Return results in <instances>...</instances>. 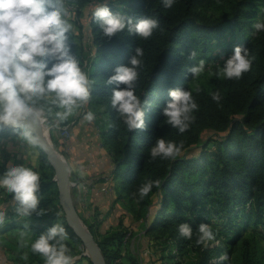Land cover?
I'll use <instances>...</instances> for the list:
<instances>
[{
	"label": "trees",
	"instance_id": "obj_1",
	"mask_svg": "<svg viewBox=\"0 0 264 264\" xmlns=\"http://www.w3.org/2000/svg\"><path fill=\"white\" fill-rule=\"evenodd\" d=\"M93 1L69 0V4L83 7ZM217 3H229L228 10L219 15L210 13L209 8ZM108 4L112 11L120 10L126 17L150 16L159 21V28L147 40L126 33L111 39L102 38L93 19L91 24L96 52L89 65L92 70L88 69L94 81L89 103L100 105L106 116L101 139L112 156L111 179L114 187H120V196L129 200L132 218L146 222L144 237H164L167 244L164 250H170L167 259L173 261L163 264H237L232 255L241 240L244 243L241 264H263L261 258L257 259L255 250L258 247L249 242L252 236L244 237L243 232L250 221L261 224L264 230V33L253 41L233 44L229 55L235 46L241 45L249 48L253 57L250 71L239 80L224 79L215 73L209 83L191 82L188 68L195 63L188 60V55L197 49L206 50L211 41L221 38L226 29L233 26L247 27L251 20L252 29L257 22V8L264 6V0H176L171 8H164L161 0H108ZM70 43L73 54L86 71L85 48L74 39L72 32ZM137 46L143 48L144 55L135 94L148 105L146 128L129 132L109 104L108 97L114 85H106L104 81L115 67L128 63ZM177 87H189L198 104L193 123L182 134L167 125L161 115L169 99V90ZM214 91L221 94L219 104L211 98L210 93ZM205 132L210 134L206 139ZM12 134L18 133L14 129L0 131V137ZM158 137L182 144L181 154L175 159H152L150 147ZM211 144L214 149H210ZM39 152V166L34 169L41 172L40 195H44L55 182L52 173L44 169V166L50 168L45 153ZM4 167L6 164L0 165V171ZM148 180H159L161 184L154 185L143 199H139L138 194L134 196ZM5 194L0 208L6 210L7 219L0 233L25 229L30 222L15 215V201L10 194ZM51 201L42 198L40 206L46 207ZM59 208L62 218L51 210L47 215H33L36 219L31 224L34 225L27 229L41 233L44 222L61 218L70 239L82 244L68 225L60 204ZM211 216L224 228L228 227L232 234L225 238L219 230L220 244L204 249L195 243L196 230L200 223L212 225ZM181 222L192 226L191 240L179 236L177 226ZM124 229L110 230L99 237L92 232L108 264H122L117 262L121 254L115 246L123 243ZM90 230L93 231L92 227ZM170 244L182 254L193 250L196 255L186 261L176 260L174 249L168 248ZM224 250L229 258L220 261L219 255ZM130 260L132 264H140L139 259L131 255ZM74 264L85 263L78 260Z\"/></svg>",
	"mask_w": 264,
	"mask_h": 264
},
{
	"label": "clouds",
	"instance_id": "obj_2",
	"mask_svg": "<svg viewBox=\"0 0 264 264\" xmlns=\"http://www.w3.org/2000/svg\"><path fill=\"white\" fill-rule=\"evenodd\" d=\"M161 2L164 8H171L176 0ZM71 9L69 0H0V127L12 126L26 146L42 152L47 148L35 128L42 114H48L52 127H59L79 115L92 97L94 81L82 69L70 43L73 29ZM92 18L102 38L107 39L126 33L147 40L159 28V21L150 16L134 19L126 17L120 10L112 11L108 0H96ZM260 33H264V20H257L252 25L250 35L256 37ZM143 55V48L137 46L128 63L115 67L104 81L106 85H114L108 97L109 104L129 132L146 128L148 105L135 94ZM196 58V51L189 53L188 60L196 61L188 68L192 80L199 78L208 67L205 59ZM252 62L249 48L237 45L218 65L216 75L239 80L250 71ZM168 95L161 115L167 125L182 134L193 123L198 104L189 87L170 89ZM210 95L219 104L220 92L214 91ZM82 118L93 122L97 117L89 110ZM182 147V144L158 137L150 147V157L175 159L181 154ZM74 171L80 180H85V169ZM41 183V172L24 163L10 164L0 171V190L11 195L16 204L14 213L20 217L30 218L33 213L36 216L48 214V209L40 207ZM160 184L159 180H148L133 195L138 194L139 199H143L154 185L159 187ZM85 186L80 185L81 189ZM6 219V210L0 208V226ZM25 227L29 228V225ZM177 228L180 237L192 239L193 228L189 223L181 222ZM196 231L195 243L204 249L216 241L218 230L211 225L200 223ZM69 240L63 224L56 222L35 236L30 248L32 253L42 257L43 264H74ZM23 244L21 241V246ZM22 258L26 260L27 255ZM219 259L225 261L228 256L223 254Z\"/></svg>",
	"mask_w": 264,
	"mask_h": 264
},
{
	"label": "rangeland",
	"instance_id": "obj_3",
	"mask_svg": "<svg viewBox=\"0 0 264 264\" xmlns=\"http://www.w3.org/2000/svg\"><path fill=\"white\" fill-rule=\"evenodd\" d=\"M95 3H96V0H94L93 2H90L89 4L83 7L72 6V9H71V14H72L71 22L73 23L72 35L74 39L80 45L84 46L85 48L83 55H84L86 72H88V69L90 71L92 70V67L89 65H90L91 59L94 57L95 52H96V49L93 43L95 34L93 32V27L91 25L92 19H93L92 12L94 10ZM228 7H229V3L228 4L217 3L213 5L212 7H210L208 11L214 15H219L223 10L224 11L228 10ZM257 9H258V12L256 14V20H264V6L258 7ZM249 21L250 22H248L247 27L245 26L243 28H239L238 26H233L229 29H226L225 34L222 35L221 38L211 41L206 50H203V49L196 50L197 52L196 60L203 58L208 62V67L206 71L203 74H201V76L197 78L196 80H199L204 83H209L213 75L217 72L218 65H220L222 60L227 58V56L229 55V52L234 43L253 41L254 37L250 35L252 31V29L250 28L251 20ZM192 62L196 63V61H192ZM192 81H195V80H192L191 78V82ZM89 110L94 111L96 113L97 118L93 122H90L91 130L89 133H84L83 129L85 128H82L80 129L78 134L80 137L81 136L92 137L91 142L95 140L101 141L102 132L104 130V125L106 122L105 121L106 116L103 113V108L100 105H97L94 103L92 104L88 103L81 109L80 114L75 116L74 118L83 117V113ZM43 117H46L47 119L44 122V126L47 131L48 137L50 138L54 148L64 158V160L66 161V163L68 164L70 168L69 163L72 162L70 161L71 153L66 151L64 139L67 140L69 138L68 130H70V126L73 124L70 122H74L73 121L74 118L70 122H66L60 125L59 127H52L51 118L48 116L46 112L43 114ZM209 135L210 134L208 132H205L204 138L205 139L208 138ZM214 148L215 146L211 144L210 149H214ZM37 151H38V157H39L40 152L38 149ZM100 156L101 155H98L97 157H100ZM1 161L4 164H6V166H8V162L6 160H1ZM76 165L77 164H75L73 161L71 164V168H70V172L72 171L71 180L73 182V185H76V184H75V179H74L75 175H73L74 170L72 166L75 167ZM44 169L47 170L49 174L52 173L53 175L52 180L55 182V185L51 189H49V191L44 195L45 198H50L52 200L46 207L49 210L53 211V213L56 212L57 216L58 214H60V217H61L62 214L59 210L60 209L59 208V204H60L59 203V190H58L57 181L54 180V177H55L54 169L51 165H50V168H48L47 166H44ZM97 182H102L103 185H105L104 188L102 187L101 189V192H102L101 196L103 197L102 198L103 201L94 207L90 203L91 201H86L84 202V206H87L86 207L88 209L87 213L86 212L84 213V211L86 210L84 209L82 210V208H81V213L79 212L80 218L83 221V223L89 229L90 227H92L93 231L91 232H95L96 235L99 237L101 235L99 232L101 228L104 230V232H106L108 229H111L112 227L115 228L116 226L119 225V223H121L123 227L125 228L124 231L126 232V236L123 240V243L121 244V247L125 250L126 255L128 256L131 255L136 258L138 255L137 254L138 252L144 251L145 253H148L147 254L149 257L148 262H147L148 264H153L156 262H158L159 264H162V262L172 263L173 261L172 258L167 259V254L170 253L169 252L170 250L168 249L166 251L164 250V248L167 246L166 242L164 241V237H161V235L160 237L158 235H152L153 237L152 236L146 237L145 235L144 237L143 234H146L145 233L146 222L135 221L132 218L131 213H130L129 200L128 199L125 200V198H122L120 196L121 195L120 187L119 186L114 187V185L110 182V177H107V178L100 177ZM86 190L87 188L85 186L82 189V191H86ZM1 192H3V190H0V193ZM77 193L78 195H81L79 191H77ZM76 195L77 194H75V189L72 188V196L75 198ZM2 199L0 200V202L2 201ZM0 205H2V202L0 203ZM76 205H78L77 202H76ZM95 209L98 210V213L95 211ZM61 218L60 220L63 222ZM210 220L212 221L211 226L213 227V229L216 228L218 232L220 230L221 232L224 233V234L221 233L223 237L227 238L232 234L228 227L224 228V226H222L219 221L214 219L213 216H211ZM100 221H104L103 226L100 223ZM262 231L264 230L261 227V224H256L253 221H250V224L249 226L245 228L243 235L244 237L252 236L249 239V242L251 243V245L253 246L255 245L258 247V249L255 250L257 253V259L261 258L262 261L264 262V232ZM140 237H142L141 240H139ZM218 239H222L219 233L216 237V241L212 242L211 244L219 245L220 240ZM68 243H70L69 247L72 249V255L74 256V263H76L78 260H85L86 264L88 263L90 264L91 260L89 257L85 255V248L80 242H76L70 239ZM243 245L244 243H242V240H241L236 248L235 253L232 255L233 259H235V262L237 264H241L242 262ZM143 246L145 247L143 248ZM168 248L174 249V253H176L175 254L176 260L182 259L186 261L188 259H193L196 255L193 250L188 251V253L185 252L182 254V252L178 251V249L175 246L171 247V244ZM15 251H18L19 253L18 254L19 261L17 259V261L16 260H15L16 262L13 261L12 264H42V260H43L42 257L39 256L38 254L32 253V251L29 249H25L23 251L20 248H17L15 249ZM21 251H23L25 254ZM119 251H120L119 252L120 254L121 252L123 253L122 249H119ZM223 254H226L229 258L227 250H224L221 255ZM15 255L17 256L16 253ZM25 255H27L26 260L22 258ZM221 255H219V257ZM165 256L166 258H164Z\"/></svg>",
	"mask_w": 264,
	"mask_h": 264
},
{
	"label": "crops",
	"instance_id": "obj_4",
	"mask_svg": "<svg viewBox=\"0 0 264 264\" xmlns=\"http://www.w3.org/2000/svg\"><path fill=\"white\" fill-rule=\"evenodd\" d=\"M73 121L74 122H70L73 124L70 126V130H68L69 133L67 131V133L69 134V138L67 140L64 139L65 149L66 151L71 153L70 161L72 162L74 161V163L77 164L75 167L72 166L73 170L77 168H83L87 172V176L85 180L82 181L78 178V176L76 175V172L73 171V175H75L74 179H75L76 185H73L72 187L75 189V194H77L75 198L73 197V199H74V202L75 203L77 202L78 204L76 205L78 212L81 213V208H82V210L83 209L86 210L84 211V213L85 212L87 213L88 209L86 208L87 206H84V202L91 201L90 203L94 207L103 201L102 199L103 197L101 196V193H102L101 189L102 187L104 188L105 185H103L102 182H97L98 179L100 177L101 178L110 177V182L113 184L112 179H111V173L113 170V162H112V156L110 155L106 147L103 145L102 140L101 141L95 140L91 142L92 137L90 136L80 137L79 136L78 132L82 128H85L83 129L84 133L90 132L91 130L90 122L83 120L82 117L74 118ZM98 155H101V156L97 157ZM0 159L6 160L8 162V165L10 164L18 165V164L24 163L26 166L33 167V168H37L39 166V157H38L37 148L26 146L18 134H12L8 136L0 137ZM72 162L69 163L70 168H71ZM71 175H72V171H71ZM81 184L86 185V188H87L86 191H82L80 187ZM77 191H79L81 195H78ZM44 195H41L42 198H45ZM3 196L6 197L5 192L0 193V200L2 198H5ZM40 207L48 209L47 207H42V206ZM95 211L98 213L97 209H95ZM33 215H35V213H33ZM33 215L30 218L20 217V216L19 218L24 221H28V223L30 222V224H28L29 227H33L34 224H31V223L32 221L36 219V218H32ZM56 222L61 223V220L59 218H56V219H52V220L50 219L44 222L42 224L43 232L46 231L48 227H50L52 224ZM100 223L102 224V226L104 225V221H100ZM120 228L123 229L124 227L123 225L120 226V223H119L118 226H116L115 228L112 227L111 229H108L106 232L110 230H114V229L121 230ZM99 232L100 234L106 233L104 232L102 228L100 229ZM41 233L36 232L34 230L30 231L27 228L12 229L7 232L0 233V262L3 263L5 261V262L12 264L13 261L15 260L17 261L19 253L18 251H15V249L20 248L23 251L25 249L31 250L30 248L31 242L35 239V236H38ZM141 239L142 237H140L139 240ZM21 241L24 242L23 246H21ZM115 247L123 250V253L121 252V257H120L121 263L122 264H132L130 260V256L126 255L125 250L121 247V245H119V247L118 246H115ZM144 247L145 246H143V248ZM15 253L17 254V256L15 255ZM137 254L138 255L136 258L139 259L140 264H148L147 263L149 259L147 255L148 253H145L144 251L143 252L140 251ZM84 263H85V260H84ZM153 264H159V263L156 262Z\"/></svg>",
	"mask_w": 264,
	"mask_h": 264
},
{
	"label": "water",
	"instance_id": "obj_5",
	"mask_svg": "<svg viewBox=\"0 0 264 264\" xmlns=\"http://www.w3.org/2000/svg\"><path fill=\"white\" fill-rule=\"evenodd\" d=\"M35 128L47 148V151L44 153L48 162L54 169V180L57 181L59 190V203L63 209L68 225L81 240L85 248V255L90 258L93 264H108L97 239L80 218V214L72 196L73 182L71 180L70 168L64 158L54 148L41 117L38 119ZM8 129L14 128L9 125L0 127V131Z\"/></svg>",
	"mask_w": 264,
	"mask_h": 264
},
{
	"label": "built area",
	"instance_id": "obj_6",
	"mask_svg": "<svg viewBox=\"0 0 264 264\" xmlns=\"http://www.w3.org/2000/svg\"><path fill=\"white\" fill-rule=\"evenodd\" d=\"M41 118H42L43 122H45L47 120L46 117H43V114H42ZM117 262H119V259L117 260ZM0 264H10V263L4 261L3 263L0 262Z\"/></svg>",
	"mask_w": 264,
	"mask_h": 264
}]
</instances>
